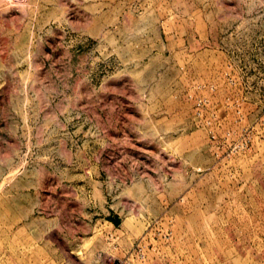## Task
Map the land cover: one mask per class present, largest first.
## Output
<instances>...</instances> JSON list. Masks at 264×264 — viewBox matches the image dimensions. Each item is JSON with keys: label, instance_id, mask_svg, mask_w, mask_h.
<instances>
[{"label": "rangeland", "instance_id": "374dc122", "mask_svg": "<svg viewBox=\"0 0 264 264\" xmlns=\"http://www.w3.org/2000/svg\"><path fill=\"white\" fill-rule=\"evenodd\" d=\"M0 264H264V0H0Z\"/></svg>", "mask_w": 264, "mask_h": 264}]
</instances>
